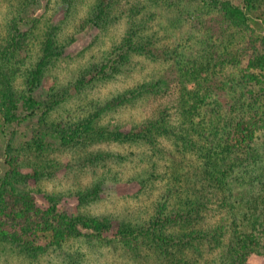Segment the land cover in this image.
Instances as JSON below:
<instances>
[{"label":"trees","instance_id":"16d2710c","mask_svg":"<svg viewBox=\"0 0 264 264\" xmlns=\"http://www.w3.org/2000/svg\"><path fill=\"white\" fill-rule=\"evenodd\" d=\"M33 1L41 0L13 3L0 40L1 122L12 126L28 119L32 123L40 113L29 144L40 155L55 144L80 150L100 142L131 146L134 150L111 157L119 164L129 162L140 192L154 198L148 217L140 216L138 221L116 222L92 214L86 206L115 190L113 183L118 180L106 173L79 191L75 204L54 195H45L46 202L39 203L35 192L27 188V180L40 175L43 166L35 163L31 172H23L24 161L20 154L12 153L8 142V168L0 179V251L39 262L62 253L73 242L99 241L120 245L143 264H200L202 241L223 242L205 223L209 211L215 210L211 201L224 198L231 190L244 197L245 206L241 205V222L229 232L221 264H248L253 254L262 256L264 264V154L258 139L264 110L257 105L259 99L252 97L246 108L240 103L237 109L242 111L228 123L220 119L219 112L209 110L200 122L196 119L204 99L197 90L185 88L180 102L157 108L127 129L110 126L103 120L109 113L154 96L166 86L167 80L158 76L125 86L106 99L90 97L99 85L116 80L123 72L130 73L132 55L152 53L148 45L155 42L151 32L145 31L147 20L137 23L131 19L122 38L101 53L102 57L80 64L65 84L54 81L49 93L43 95L39 91L43 80L62 65L70 40L57 24L41 25L42 15L36 10L23 17L27 4ZM199 1L222 34L229 38L247 34L248 48H239L248 55L241 78L250 85L261 82L255 71L264 72V0ZM114 4V0H94L89 24L105 28L112 20ZM131 11L141 13L137 6ZM225 61L242 63L232 55ZM186 63L180 67L181 78L205 84L208 67L195 61ZM76 101L93 104L83 109ZM168 145L175 153L197 155L199 165L185 170L183 178L171 175L177 158H171L175 153L168 152ZM83 156L88 163L93 159L105 162L109 154L85 152Z\"/></svg>","mask_w":264,"mask_h":264},{"label":"rangeland","instance_id":"374dc122","mask_svg":"<svg viewBox=\"0 0 264 264\" xmlns=\"http://www.w3.org/2000/svg\"><path fill=\"white\" fill-rule=\"evenodd\" d=\"M15 1L0 0V40L4 35L8 23H6V19L10 16V10L13 3H16ZM114 1L116 4H114L115 9L111 14L112 20L105 25V28H96L88 22L89 11L94 0H70V2L41 0L40 3L33 1L27 4L28 7L23 17L27 18L31 11L36 10L38 14L42 15L44 24L41 25L57 24L62 29V34L69 36L70 40L64 48L66 59L62 61V65L47 73L43 80L39 89L43 95L49 93L48 89L54 84V81L65 84L80 64H88L89 61L97 59L96 57L101 53L108 51L112 44L122 38L129 26V21L134 19L137 23L147 20L145 21L147 27L145 31L151 32L155 42L154 46L148 45L152 53L132 55L129 63L130 73L123 72L116 80L99 85L92 91L90 97L106 99L117 91H121L125 86L158 76H163L167 83L162 92L138 101L134 105H127L109 113L103 118L105 123L127 129L157 108L180 102L181 96L186 92L185 88L197 90L204 99L205 105L202 107V111L198 112L199 116L196 119L200 122L205 120V117L202 116L206 110H209L219 112L220 119L228 123L232 121L235 114L242 111L237 109L238 105L243 103L242 108H246V104L252 100V97L259 99L260 102L257 105H260L264 110V72L255 71L261 80L259 83L252 82L250 85L241 78L242 67L245 65L248 55H245V51H240L239 48H248L247 34L230 38L222 34L220 26L203 9L204 6L199 0ZM136 6L140 10V14L131 11ZM231 55L242 60V63L239 65L226 63V58ZM112 56L114 58L116 55ZM188 61H190L188 65L195 61L197 64L201 63L204 68L205 65L208 67L207 70L210 74L202 86L181 78L180 67ZM248 92H251L252 95H249ZM76 103L82 104L83 109H86V105L93 104L88 101L85 103L76 101ZM259 112L261 113V110ZM39 114L34 116V124L27 119L21 121L20 124L6 126L0 119V179L8 168L5 150L7 143L10 142L13 148L12 153L20 154L24 161L23 172H31V168L36 166L35 163L44 168L36 178L27 180V188L35 192L39 203L46 202L45 195H54L62 197L61 200L67 204H75L79 191L90 187L101 174L107 173L114 175L118 180L113 183L115 190L101 196L99 200L91 202L86 206L87 211L94 215L106 216L116 222L122 220L134 222L138 221L140 216L148 217L151 211V200L154 196L148 197L145 193L140 192L138 182L132 177L133 171L129 162L119 164V161L111 157L115 153L125 154L132 151L133 147L100 142L88 144L86 148L80 150L76 147L55 144L43 150L40 155L34 146L30 147L29 145ZM64 115L62 114V116ZM258 139L264 154V126L258 132ZM168 148H171L168 149V152L174 151L170 145ZM85 152L86 154L91 152L92 156H96L99 152L107 153L109 156L105 162L93 159L88 163V160H84ZM169 157L168 155L166 159H170ZM171 158H177L173 168L175 171L173 174L171 173L175 177L177 175L183 178L182 173L185 170L199 165L197 155L192 153H175ZM243 198L236 192L227 190L224 198L212 199L211 204L215 210H211V213L209 211L205 223H208L210 229H215L216 235L219 233L218 238H223V242L202 241L200 252L204 253V257L201 258L200 264H221L223 260L221 253L225 250L229 240V232L239 225L243 217L240 214L241 205L245 206ZM72 254L75 255L72 256ZM262 262V256L253 254L247 263L262 264ZM0 264L143 263H141V258L130 256L116 243L97 241L94 244H89L86 241H78L73 242L72 247L65 248L55 257L39 262H30L0 251Z\"/></svg>","mask_w":264,"mask_h":264}]
</instances>
